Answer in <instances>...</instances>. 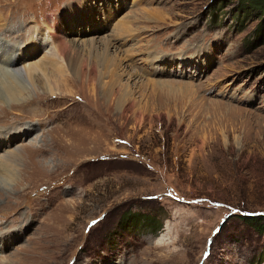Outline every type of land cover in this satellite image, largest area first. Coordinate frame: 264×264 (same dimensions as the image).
<instances>
[{"label": "rangeland", "instance_id": "1", "mask_svg": "<svg viewBox=\"0 0 264 264\" xmlns=\"http://www.w3.org/2000/svg\"><path fill=\"white\" fill-rule=\"evenodd\" d=\"M81 1L0 0V42L20 49L10 75L35 99L0 103V165L20 153L0 182V264H264V217H241L264 216V10ZM123 19L132 32L112 35ZM59 27L86 57L84 42L112 41L116 85L75 78ZM43 57L64 75L29 81Z\"/></svg>", "mask_w": 264, "mask_h": 264}, {"label": "bare ground", "instance_id": "2", "mask_svg": "<svg viewBox=\"0 0 264 264\" xmlns=\"http://www.w3.org/2000/svg\"><path fill=\"white\" fill-rule=\"evenodd\" d=\"M85 1L86 0H82L81 3L82 2L85 3ZM74 9H77L75 7V4L73 7L70 8L71 13H69V15H71V17H73V20H74V14L80 13L79 9H77V10H74ZM87 12L88 11H86V13ZM145 13H148V14H146V15H148L147 17H153L155 19L161 20V18L163 17L162 13H160V12H156L157 14H154V12H152L150 10H146ZM50 21L51 22L54 21V18L52 16H50ZM129 21L130 20L127 19L121 23H116V26H115L116 28H114L115 31H114V33H112V35L114 34V36H119V35H125L127 33L132 32V28L130 26ZM74 24L75 23L70 22V25H74ZM60 29H61L60 27L57 28L56 33H54V34L52 33L51 36H52L54 42H56V45L58 47L57 50L60 52V56L64 57L65 53H68V52L71 53L72 57L70 59L67 60L65 57H64V59L67 61V64L70 66V68L72 70L75 67V69L72 71V74L75 76V78L78 79L81 82V84H90L91 85V84H93V82L98 81L99 78L102 77V75L104 77L105 74H108L110 77V80L103 82L104 83L103 86L109 88V86L112 87V86L116 85V83L118 81V76L116 75L117 74L116 71L119 70V67H121V66L119 65L120 63L117 60V56H116L117 53L116 54L114 52L112 53L110 50L113 47L112 41L111 40L109 41L108 38L102 39V40H99L100 42L103 43L102 45H100V44H98L97 40H95L94 38H91V39H89L88 44L86 42H84L83 43L84 48L88 51V53H90L92 51L94 52V50L97 51L96 53H92V55L90 57H86L84 55V53L81 52L83 50V48L80 49V47L76 46L74 42L70 41V39H66L64 36H62ZM58 51H57V53H59ZM17 54H20V53L17 51V49H14V46L0 42V69L3 70L2 74L0 75V103L4 104L5 107L8 104H9L8 106H10V104H11V106L15 104L17 106H22V107H25L27 109L26 105L29 103H33L35 101V99L31 98V97H33V95L31 94L30 91L27 90V85L23 84L22 82L20 83V81L16 80V77L14 79L13 78L14 75L12 77L10 75L11 71H15L18 68L17 63H18L19 59L17 58ZM56 60L55 59L52 60L51 57L48 59H45L44 57L39 59V61H36V64L32 69H29L27 71L25 70L26 74H27L26 77L31 82L32 81L37 82V83H39L40 81L43 82L44 80L42 79V76H40V74L33 72V70H35L36 68L39 70H42L43 72L51 71V70H53L51 68H54L56 71L59 72V74L61 76H63L64 73L62 70V66H61V64L57 63L58 61L56 62ZM72 60L74 61V64L69 63V62H72ZM37 69H36V71H37ZM17 74H19V73H17ZM46 74H45V76H46ZM46 78H48V77H45V79ZM26 79L24 80L25 82H26ZM148 81L153 82L152 80H148ZM31 82H30V84H32ZM109 82H111V84H109ZM156 82L158 83V81H156ZM33 85H34V83H33ZM50 91L52 92V90H50ZM121 93H122V91H121ZM107 95H109V94H107ZM109 99H110V97H109ZM29 109H32V107H30ZM2 112H4V111H2ZM4 113H9V112H4ZM16 120L19 121L20 118H19V120L18 119H16ZM2 132L6 133V136H9V138H10V133H11L10 129L3 130ZM2 132H0V138L3 137ZM8 152H10V151H8ZM17 154L20 155L18 148L17 149L15 148V149H13L12 153L10 152L9 154L5 155L8 158V160H6L5 162L9 161V159H10V162L6 163L5 165H3V164L0 165V182L3 181V179L4 180L11 179L12 169H10V168L13 167L11 162L13 161L14 158L17 157L16 156Z\"/></svg>", "mask_w": 264, "mask_h": 264}, {"label": "trees", "instance_id": "3", "mask_svg": "<svg viewBox=\"0 0 264 264\" xmlns=\"http://www.w3.org/2000/svg\"><path fill=\"white\" fill-rule=\"evenodd\" d=\"M239 2L242 4L240 5V8L242 7L245 12L252 11L253 9V11L257 12L256 14L259 15L264 10V0H239ZM241 217L248 222H255V219L257 220L263 218L264 216L258 215L257 217L256 214H241ZM257 222L259 221L257 220Z\"/></svg>", "mask_w": 264, "mask_h": 264}]
</instances>
